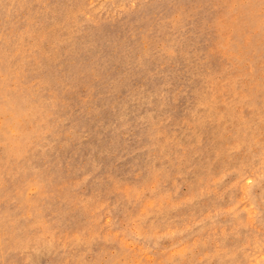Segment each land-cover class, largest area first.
Segmentation results:
<instances>
[{"label":"rangeland","instance_id":"rangeland-1","mask_svg":"<svg viewBox=\"0 0 264 264\" xmlns=\"http://www.w3.org/2000/svg\"><path fill=\"white\" fill-rule=\"evenodd\" d=\"M0 264H264V0H0Z\"/></svg>","mask_w":264,"mask_h":264}]
</instances>
